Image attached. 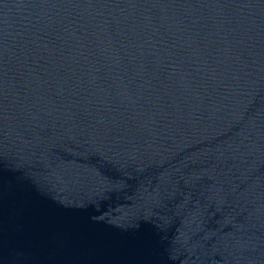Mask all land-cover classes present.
I'll return each mask as SVG.
<instances>
[{
	"label": "water",
	"instance_id": "water-1",
	"mask_svg": "<svg viewBox=\"0 0 264 264\" xmlns=\"http://www.w3.org/2000/svg\"><path fill=\"white\" fill-rule=\"evenodd\" d=\"M0 264H264V0H0Z\"/></svg>",
	"mask_w": 264,
	"mask_h": 264
}]
</instances>
